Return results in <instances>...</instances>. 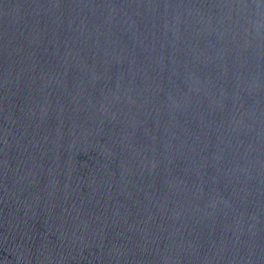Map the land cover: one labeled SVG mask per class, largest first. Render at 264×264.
Masks as SVG:
<instances>
[{
    "label": "water",
    "instance_id": "water-1",
    "mask_svg": "<svg viewBox=\"0 0 264 264\" xmlns=\"http://www.w3.org/2000/svg\"><path fill=\"white\" fill-rule=\"evenodd\" d=\"M0 264H264V0H0Z\"/></svg>",
    "mask_w": 264,
    "mask_h": 264
}]
</instances>
